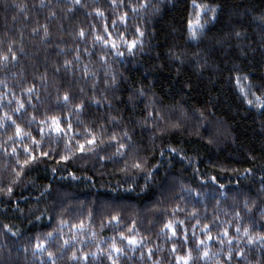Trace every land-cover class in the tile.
Returning <instances> with one entry per match:
<instances>
[{
  "label": "trees",
  "instance_id": "trees-1",
  "mask_svg": "<svg viewBox=\"0 0 264 264\" xmlns=\"http://www.w3.org/2000/svg\"><path fill=\"white\" fill-rule=\"evenodd\" d=\"M196 2L0 0V264H264V0Z\"/></svg>",
  "mask_w": 264,
  "mask_h": 264
},
{
  "label": "snow or ice",
  "instance_id": "snow-or-ice-1",
  "mask_svg": "<svg viewBox=\"0 0 264 264\" xmlns=\"http://www.w3.org/2000/svg\"><path fill=\"white\" fill-rule=\"evenodd\" d=\"M75 3L79 4L80 3V0H75ZM121 3H123V0H121ZM147 5L146 4H141L140 7H146ZM192 6L194 9H197L195 15H196V20L195 22H193L191 19L188 21V30H189V33H190V38L192 39H195L196 36H197V32H196V29L197 28H202L203 27V24L201 23V16L202 14L205 12V11H208V12H211L212 13V19H215V12H216V9L215 8H208L206 5L205 6H201L200 4H198L196 2V0H192ZM133 11H136L137 9L136 8H133L132 9ZM98 15H103V13H98ZM121 19H124V17H121ZM81 36L84 35L83 32L80 33ZM142 35V33H141ZM237 35H239V33H237ZM97 40H100L101 37L100 36H97L96 37ZM113 47H115V45H113ZM134 47V42L133 44H130L129 45V49L131 50V48ZM12 49L9 48V52H11ZM120 54V53H118ZM8 57L7 56H0V59L2 60H6ZM15 57L13 56V59ZM141 95H143V93H141ZM64 99L67 101L68 100V97L65 96ZM249 105H251L253 102L251 100L248 101ZM256 103L258 104V106L261 108V109H264V101H261V98L259 96L256 97ZM21 108H23V104L20 105ZM19 109H17L18 111ZM3 119L5 120H9L11 121V123L13 125L16 124V122L14 120H12V118L10 116H8L7 114H5V116L3 117ZM5 125L3 123H0V127H4ZM71 128V125H69V129ZM52 130L55 131V132H62L63 129L61 128V125H60V122L57 121L55 118H53V121H52ZM42 131V130H41ZM22 135V130L20 129V127L18 125H16V137L17 138H20ZM24 135H28L27 133H25ZM115 137H113L114 139ZM15 142V141H14ZM89 144H92L94 143V140H89L88 141ZM33 144H37V141L35 139H33ZM38 146V145H37ZM121 147H123V145H121ZM79 150L80 151H83L84 150V145L81 144L79 145ZM15 149L13 148L12 149V152L13 154H15ZM24 152L27 154L25 160L23 161V164L20 163L19 160H17V164L20 165V168L21 170L24 168L25 165L29 164L30 162H34L36 161V156L32 155L31 152L29 151V149L27 147L24 148ZM41 155L43 156H47L48 153L47 152H42ZM61 159H67V157H61ZM133 167L137 168V169H140L141 168V164L140 163H134L133 164ZM20 175V172H17V176ZM9 192L12 191L11 188L8 189ZM237 216H239V213H237ZM113 219H116L115 217H113ZM165 227L171 229V224H168V225H165ZM205 229L207 230L208 229V226L205 225L204 226ZM236 232L237 233H240L241 232V227H237L236 228ZM243 233L244 235L248 238V243L251 244L253 243V238L251 235H249V229L248 228H243ZM13 235H15V233H13ZM173 235L175 236L176 235V232L175 230H173ZM228 233L225 232L224 233V236H227ZM49 236L51 237V233H49ZM207 238L209 240L212 239L211 235H208ZM121 239L122 240H127V243L129 245H135L136 244V240L132 237H125L123 235V233H121ZM259 240L261 241H264V236H260L259 237ZM65 243L67 244V241H65ZM200 244H203L204 241H199ZM228 244L229 246H231L232 244V240H228ZM37 249L38 250H43V245L42 244H38L37 245ZM123 250L121 248H118L116 247L115 243L112 244L111 246V249H110V254H109V259L112 260L113 264H116V260L113 258V256L111 255L112 252H115V253H121ZM173 251H175V248H173ZM238 256L241 255V253H236ZM231 248H229V253H228V258L229 260L231 259ZM203 257H208L209 256V252L207 251V246H205V251L203 252L202 254ZM49 257L51 258V253H49ZM75 259V256L73 257ZM191 258V253L189 252V254L185 257H178L177 258V264H179V260L180 259H183L184 260V264H188L189 262V259ZM85 259H87V257H85Z\"/></svg>",
  "mask_w": 264,
  "mask_h": 264
}]
</instances>
